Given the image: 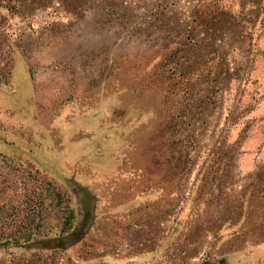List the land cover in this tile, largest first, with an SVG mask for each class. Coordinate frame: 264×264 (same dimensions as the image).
Listing matches in <instances>:
<instances>
[{"label":"rangeland","instance_id":"1","mask_svg":"<svg viewBox=\"0 0 264 264\" xmlns=\"http://www.w3.org/2000/svg\"><path fill=\"white\" fill-rule=\"evenodd\" d=\"M203 1L0 0V264H264V27Z\"/></svg>","mask_w":264,"mask_h":264},{"label":"trees","instance_id":"2","mask_svg":"<svg viewBox=\"0 0 264 264\" xmlns=\"http://www.w3.org/2000/svg\"><path fill=\"white\" fill-rule=\"evenodd\" d=\"M240 6L241 9L239 11L233 12L232 9H229V7L224 5H211L204 3V1L200 3L196 11L197 16L200 17L202 22H204L205 24L211 21L214 24L213 26H209L207 29H203V33H205L204 36L208 39H211L210 35H212L213 37L219 30H225L227 28L231 31L239 30V36L245 37L252 34V29H254L255 26L260 25L261 28L264 27V0H240ZM205 37H202L201 42L205 41ZM213 45L215 49L211 53L213 54V57L209 59V62L211 63L210 65H207V72L210 76L212 75L213 77H218L220 76L218 69L223 63V59H225V52L223 51L222 45L217 43V41H215ZM212 66L213 68L210 69ZM59 199L62 200V195L60 194ZM75 219L76 214L75 211L72 210L67 217V224H69V222L73 224ZM31 238L32 234H27L24 237H21L20 240L16 242L17 244H20L22 242L25 243L30 241ZM5 243H9V241L7 240Z\"/></svg>","mask_w":264,"mask_h":264}]
</instances>
